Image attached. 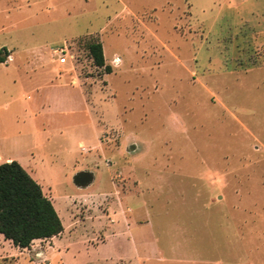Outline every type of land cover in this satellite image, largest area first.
Here are the masks:
<instances>
[{"label": "rangeland", "instance_id": "rangeland-1", "mask_svg": "<svg viewBox=\"0 0 264 264\" xmlns=\"http://www.w3.org/2000/svg\"><path fill=\"white\" fill-rule=\"evenodd\" d=\"M2 46L0 163L64 231L0 264H264V0H0Z\"/></svg>", "mask_w": 264, "mask_h": 264}, {"label": "trees", "instance_id": "trees-1", "mask_svg": "<svg viewBox=\"0 0 264 264\" xmlns=\"http://www.w3.org/2000/svg\"><path fill=\"white\" fill-rule=\"evenodd\" d=\"M94 63L111 72L103 44L85 42ZM10 49L0 47V63L6 62ZM64 231L52 200L41 184L17 160L0 163V233L20 248H29L36 239H50Z\"/></svg>", "mask_w": 264, "mask_h": 264}, {"label": "water", "instance_id": "water-1", "mask_svg": "<svg viewBox=\"0 0 264 264\" xmlns=\"http://www.w3.org/2000/svg\"><path fill=\"white\" fill-rule=\"evenodd\" d=\"M94 180V173L90 170L78 171L73 176L74 183L79 187H86L91 184Z\"/></svg>", "mask_w": 264, "mask_h": 264}, {"label": "crops", "instance_id": "crops-1", "mask_svg": "<svg viewBox=\"0 0 264 264\" xmlns=\"http://www.w3.org/2000/svg\"><path fill=\"white\" fill-rule=\"evenodd\" d=\"M54 237H56V236H54ZM54 237H52L49 240V243H48L49 246L45 245L39 251L36 252V254L38 255L39 258L46 259L45 261H47V258L50 257L51 253H56V251L58 250V247L57 248L55 247V243H54L55 238ZM37 240H43L44 241L45 239H36L35 241H37Z\"/></svg>", "mask_w": 264, "mask_h": 264}, {"label": "built area", "instance_id": "built-area-1", "mask_svg": "<svg viewBox=\"0 0 264 264\" xmlns=\"http://www.w3.org/2000/svg\"><path fill=\"white\" fill-rule=\"evenodd\" d=\"M68 49V44L66 42L54 48V53L58 55V59L61 63L67 61Z\"/></svg>", "mask_w": 264, "mask_h": 264}]
</instances>
